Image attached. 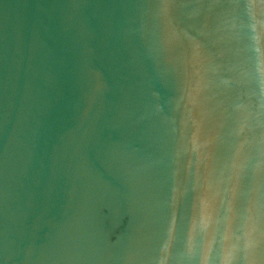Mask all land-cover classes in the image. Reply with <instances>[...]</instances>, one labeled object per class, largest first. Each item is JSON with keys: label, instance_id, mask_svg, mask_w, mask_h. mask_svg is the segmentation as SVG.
I'll use <instances>...</instances> for the list:
<instances>
[{"label": "water", "instance_id": "1", "mask_svg": "<svg viewBox=\"0 0 264 264\" xmlns=\"http://www.w3.org/2000/svg\"><path fill=\"white\" fill-rule=\"evenodd\" d=\"M0 264H264V0H0Z\"/></svg>", "mask_w": 264, "mask_h": 264}]
</instances>
